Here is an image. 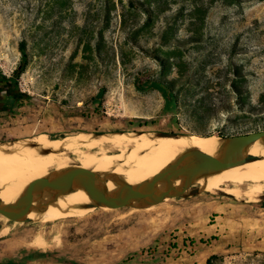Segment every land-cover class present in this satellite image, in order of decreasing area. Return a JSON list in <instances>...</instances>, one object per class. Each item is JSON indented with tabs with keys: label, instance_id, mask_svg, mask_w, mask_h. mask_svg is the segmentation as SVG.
Listing matches in <instances>:
<instances>
[{
	"label": "rangeland",
	"instance_id": "374dc122",
	"mask_svg": "<svg viewBox=\"0 0 264 264\" xmlns=\"http://www.w3.org/2000/svg\"><path fill=\"white\" fill-rule=\"evenodd\" d=\"M21 41L27 66L19 98L0 114V145L264 129V0H0L1 76L12 78ZM150 82L171 89L175 104L164 107ZM217 186L191 193L195 183L150 210L0 220V262L46 254L27 264H264L263 195Z\"/></svg>",
	"mask_w": 264,
	"mask_h": 264
},
{
	"label": "bare ground",
	"instance_id": "6f19581e",
	"mask_svg": "<svg viewBox=\"0 0 264 264\" xmlns=\"http://www.w3.org/2000/svg\"><path fill=\"white\" fill-rule=\"evenodd\" d=\"M215 140L193 135L129 132L78 134L56 142L46 135L15 141L11 145H0V193L34 175L63 167L89 170L114 185L138 184L159 169L205 159ZM42 149L47 152L40 154ZM252 154L250 150L232 149L229 158L237 164L196 183L204 191L219 190L217 184H228L238 197L248 200L264 197V154L255 153L250 162L244 164ZM162 183L152 182L149 187L154 189ZM225 193L234 197L230 192ZM83 210L63 189H52L41 206L18 212L14 219L22 223H48L56 215L71 216ZM0 220L7 219L0 216Z\"/></svg>",
	"mask_w": 264,
	"mask_h": 264
},
{
	"label": "water",
	"instance_id": "95a60500",
	"mask_svg": "<svg viewBox=\"0 0 264 264\" xmlns=\"http://www.w3.org/2000/svg\"><path fill=\"white\" fill-rule=\"evenodd\" d=\"M232 149L264 154V131L216 138L205 159L159 169L138 184H110L89 170L73 167L42 172L0 193V216L11 220L18 212L41 206L52 189H63L79 208L89 211L156 207L183 197L198 180L216 175L237 164L236 160L229 158ZM39 152L43 154L47 150ZM253 154L245 161L246 164ZM156 181L163 183L150 189V184ZM197 192H200V188L191 193Z\"/></svg>",
	"mask_w": 264,
	"mask_h": 264
},
{
	"label": "trees",
	"instance_id": "16d2710c",
	"mask_svg": "<svg viewBox=\"0 0 264 264\" xmlns=\"http://www.w3.org/2000/svg\"><path fill=\"white\" fill-rule=\"evenodd\" d=\"M18 51L21 55L20 62L18 64V66L15 68V70L13 71V76H12V78L9 79L10 82H7L8 84H10L12 86H15V84H16L15 81L20 76V74L23 73V71L25 70V68L27 66V52H26V42L25 41H21L18 44ZM3 79L5 81H7L5 77H3ZM13 80H14V82H13ZM149 86L153 89L158 90L162 94V96L164 98V107L170 108L171 106H173L175 104V98L173 96L172 90L167 88V86H165L164 83H162V82H150ZM261 131H264V129L255 130L253 132L256 133V132H261ZM246 134L247 133H244L243 135H246ZM196 135H197V137H206L207 136V135H199V134H196ZM228 136H231V135L222 134L221 137H228ZM34 257L45 258L46 254H37L35 256L27 257L21 261H15V260L2 261V262H0V264H27V262L30 261ZM214 258H215L214 256L208 258L206 260V264H211V260ZM60 262H62V260H60ZM70 264H76V263H70Z\"/></svg>",
	"mask_w": 264,
	"mask_h": 264
},
{
	"label": "flooded vegetation",
	"instance_id": "af4514ba",
	"mask_svg": "<svg viewBox=\"0 0 264 264\" xmlns=\"http://www.w3.org/2000/svg\"><path fill=\"white\" fill-rule=\"evenodd\" d=\"M4 76L0 75V114L9 112L11 107L7 104V101L17 100L19 98L18 90L15 86L8 84L10 78L3 79Z\"/></svg>",
	"mask_w": 264,
	"mask_h": 264
}]
</instances>
